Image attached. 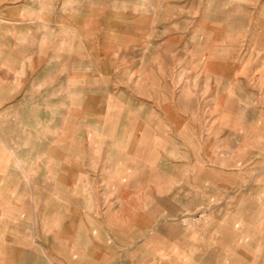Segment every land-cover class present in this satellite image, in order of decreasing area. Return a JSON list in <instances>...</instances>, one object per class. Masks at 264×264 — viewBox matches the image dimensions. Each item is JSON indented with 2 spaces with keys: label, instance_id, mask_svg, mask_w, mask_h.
I'll use <instances>...</instances> for the list:
<instances>
[{
  "label": "rangeland",
  "instance_id": "obj_1",
  "mask_svg": "<svg viewBox=\"0 0 264 264\" xmlns=\"http://www.w3.org/2000/svg\"><path fill=\"white\" fill-rule=\"evenodd\" d=\"M125 11L128 25L130 13L142 17L137 34H125L120 27L119 13ZM150 12L152 21L146 18ZM263 14L264 0H0V25L9 28L10 43V67L0 69V75L9 72L15 91L31 87L36 75L50 74L45 69L49 60L55 63L51 74L62 75L71 55L75 64L95 67L83 69L80 74L88 77L75 78L63 93L95 92L101 96L95 108L109 118L121 115L126 123L121 135L127 140H112L100 162L97 153L105 143L93 133L86 141L88 160L80 163L81 135L64 129V123H72L69 115L54 117L58 130L43 127L41 143L35 144L43 161L50 150L46 134L56 141L51 146L76 144L70 165L60 162V155L59 162L42 163L35 202L44 207L66 200L91 205L89 215L95 220H84L90 235L99 232L109 243L90 244L89 251L116 254L105 264H264V139L251 141L245 152L240 124H228L234 131L221 133L227 128L225 111L232 101L226 88L231 85L210 88L204 67L186 66L209 58L211 48L225 51L234 28H254ZM23 43L26 62L15 67ZM59 102L69 106V101ZM82 102L70 103L76 110ZM146 109L152 110L153 123L169 126L168 139L160 142L158 136L159 141L143 145V154H136L129 148L128 125L136 112L145 118ZM226 138L234 150L225 148ZM62 151L69 155V149ZM151 151L158 156L149 157ZM26 156L28 163L14 166L21 174L25 170V176L37 166L32 162L38 150L27 149ZM69 168L80 175L71 178ZM151 193L167 197L171 210L150 212L156 205ZM32 198L27 196V202ZM74 223L78 227L81 218ZM41 230L52 262L67 264L69 253L77 257L71 244L64 249V240L46 242L47 235L69 237V221Z\"/></svg>",
  "mask_w": 264,
  "mask_h": 264
},
{
  "label": "crops",
  "instance_id": "obj_2",
  "mask_svg": "<svg viewBox=\"0 0 264 264\" xmlns=\"http://www.w3.org/2000/svg\"><path fill=\"white\" fill-rule=\"evenodd\" d=\"M120 1L124 4L133 2V0ZM154 1L155 0H152L153 3ZM127 12L128 11L119 13V19L122 21L120 27L124 26L126 28L128 32H124L125 34H137L139 31L137 29V21L142 19V17L130 13L131 21L128 25L126 24ZM22 17H25V14H23ZM146 18H148L149 21L154 19L151 12ZM118 35L123 36V33H119ZM8 36L9 28L0 25V69H9L10 67V55L8 54L10 43ZM230 36L232 38L226 43L225 51L222 50L218 53L217 49L211 48L209 58L204 60L201 58L195 59L187 63L186 66L193 67L194 69L204 67V69H206L205 76L209 80L210 88L213 84L217 85L218 90L220 89L219 85H231L232 88H226L227 99L232 101L229 104L231 106H229V108L227 107L225 111L227 128H221L220 131L221 133H224V131L232 132L230 129L233 130V128H229L228 124L231 126L240 124L242 133L240 137H238L242 142V148H245L246 152V147L248 148L250 146L251 141L258 140L261 142V140L264 139V71L260 73L261 70H264V14L263 17L258 19L256 27L253 28L250 24L247 28H234ZM23 44L22 47L18 48L19 53L17 54V59L13 63L16 64L15 67L26 62V55L23 54L26 51V47L25 43ZM244 47L247 48L244 49ZM253 48H255L254 51ZM252 52L253 56L251 60L248 61L250 65L248 69H246L245 74L241 75L240 73L243 69L247 68L246 62L242 61L243 57ZM54 64L55 63L49 60V62L46 63L47 67L45 69H48L50 74L36 75L33 78V85L23 89V91H15L14 87L11 86L9 72L0 75V264H56L52 262V259L55 260V258L49 253L51 248L47 245L43 247L41 228L62 227L63 223L68 221L69 237L66 236L62 238V236L54 234L51 239L50 235H47L46 241L47 243L50 242L54 244L58 242L62 243L64 240L66 244L64 249L68 250L69 244L72 245L73 251H76L74 254L77 257L74 258L75 256L69 253V257L65 258L68 260L67 264H105L107 260L115 259L116 254L114 252H105V250L101 253L89 251L90 248L88 245L90 244L102 245L109 243V240L101 236L99 232L96 233L92 230L93 234L90 235L91 231L87 227L86 221L87 224H89L92 220H95L89 215L91 205L83 202L72 203L70 200H66V204H49L47 207H44L41 203L35 202V196L39 194L38 191L40 192V187L36 183L42 179V163L57 162L59 160V155L61 156L60 162L69 163L70 165L75 161V152L73 148L75 149L77 146L73 144V142L68 145L66 141L65 146H57V143L51 146L52 142L56 141L49 133L58 130L57 120L54 117H58L59 115L62 116L65 113L66 116H71V119H69L72 120V123H70L69 126L64 123V129L69 131V128H71L70 131H75L77 134L81 135V149L83 152L81 155L83 156H81L82 159L80 163H86L88 160V154L84 153L85 148H88L86 141L89 140L93 133H98V137L105 143L101 148V152L97 153V155H99L97 156L99 162L103 157L104 151H106V146H108L112 140L113 142H116L115 140L124 142L127 140L126 138H128L125 134L121 135L127 127L126 123L121 122L122 119L118 118L121 115L117 114L116 117L114 116L115 118H109V115L95 108L99 107L97 101L101 100V96L97 93L89 91L82 93L79 91L71 95H69V93H63L64 89H67V87L64 88V86L76 82L75 78L83 77L86 79L88 77L87 75L80 74L85 71L83 69H93L95 66L92 63H87V65L84 63L75 64L72 60V56L69 55V61H66V65L69 66V68H67L62 75L55 76L51 74L52 69L55 68ZM182 66L181 64L180 67ZM48 70H45V72ZM24 78H26V76H24ZM58 78L59 81H56ZM201 78L202 77H200L199 80H201ZM54 83L61 85V87L45 86ZM35 84H39V86L37 87ZM59 95L64 96L59 97ZM78 98L83 99L81 104L82 107L79 109L78 105V108L75 110L73 104L70 102ZM85 100H87V102H84ZM59 101H69V106L68 103ZM63 109L65 111H63ZM146 111L147 115L145 118L141 112H136V115L132 117L131 123L128 125V130L129 133L131 132L130 136L132 139L129 140L131 144L129 148H133L136 154H143V145H151L155 141H159L156 138L158 136L162 139L160 142H165L163 140L168 139V135L165 133L169 131V126L153 123V118H151L153 117L152 110L146 109ZM167 111H169V109H167ZM85 116H88V118ZM43 127L50 131L48 133L49 136L47 134L45 136V139L48 138L47 143L49 144L50 150L44 161L42 160L40 148H36L35 146V144L41 143L40 140L43 136ZM115 131H117L118 135H115L116 137L113 138L109 133ZM32 134L33 140H31ZM119 135H121V138ZM66 139H68V137ZM226 141L227 145L225 148L227 150H234V146L228 142V138H226ZM59 148H61V150H58ZM62 148L66 150L69 149V155L66 152L63 156ZM27 149H29L31 153L38 150L39 156L32 162V164L37 165L34 171L28 172L27 176H25V170H22V175L14 166L28 163L26 156ZM230 152L231 151H225L224 154L227 153L228 156ZM150 153L149 157H153L154 155L158 156L156 151H154V153L151 151ZM248 155L249 151H247V158L249 159ZM216 159L213 158V160ZM77 175L79 176L80 174L74 175L69 168V176L71 178ZM150 195L152 201H156V205L154 206L153 204V206H151L150 212L171 210L167 197L158 196L154 193ZM27 196H33L30 202H27ZM64 196L68 197L69 195L66 193ZM83 211H87L88 214L86 216L83 215V217L82 215L78 216L79 213ZM79 218H81L82 223L80 225L78 224L77 227V224L74 222L79 220ZM43 221L50 223L45 225L42 224ZM130 225L131 224H129V226ZM77 228H79L80 231H77ZM94 229H96V226ZM97 248H99V246Z\"/></svg>",
  "mask_w": 264,
  "mask_h": 264
},
{
  "label": "bare ground",
  "instance_id": "obj_3",
  "mask_svg": "<svg viewBox=\"0 0 264 264\" xmlns=\"http://www.w3.org/2000/svg\"><path fill=\"white\" fill-rule=\"evenodd\" d=\"M66 6V5H65ZM88 8V7H87ZM89 9V8H88ZM88 9H86V10H88ZM74 10V9H73ZM80 10V9H79ZM76 12H78V11H76ZM83 12V11H82ZM81 12V13H82ZM79 13V12H78ZM251 58H252V56H250L249 58H248V60H245L244 58H243V62H246V64H247V68H244L243 69V71L240 73L241 75H243V74H245V71H246V69H248V66L250 65V63L248 62L249 60H251ZM264 70H261L260 71V73H262ZM254 73H255V71H254ZM227 79V78H226ZM229 80V79H228ZM243 84H245V83H243ZM232 86H234V85H232ZM232 88V87H231ZM230 89V88H229ZM235 90V89H234ZM238 90V89H237ZM243 91V90H242ZM232 92V91H231ZM235 92V91H234ZM233 92V93H234ZM236 93V92H235ZM239 94V93H238ZM243 95V94H242ZM250 107V106H249ZM38 111V110H37ZM247 111V110H246ZM251 111V110H250ZM255 113V112H254ZM58 114V113H57ZM66 114V113H65ZM84 114H85V112H84ZM59 115V114H58ZM60 116V115H59ZM95 116V115H94ZM97 116V115H96ZM99 116V115H98ZM104 116V115H103ZM85 117H87L88 118V116H85ZM91 117V116H90ZM93 117V116H92ZM86 118V119H87ZM93 118H96V117H93ZM100 118H102V117H100ZM99 118V119H100ZM104 118V117H103ZM127 119V118H126ZM90 120H93V119H90ZM98 120V119H97ZM100 121V120H99ZM122 122V121H121ZM100 123V122H99ZM87 124V123H86ZM124 125H125V123H124ZM121 126V125H120ZM121 129V128H120ZM123 129H124V127H123ZM121 132V131H120ZM119 137L121 138V135H119ZM77 139V138H76ZM41 141V140H40ZM39 142V141H38ZM104 142V141H103ZM42 145H43V143H42ZM39 148H40V146H39ZM40 150V149H39ZM35 155H37V154H35ZM34 155V156H35ZM45 157V156H44ZM34 159V158H33ZM54 160V159H53ZM56 160V159H55ZM50 163V162H49ZM40 167V166H39ZM39 167H38V169H39ZM25 168V167H24ZM28 168H29V165H28ZM27 169V168H26ZM29 170V169H28ZM35 173V172H34ZM33 173V174H34ZM36 176V175H35ZM32 177V176H31ZM37 177V176H36ZM36 177H34V178H36ZM22 202V201H21ZM17 212H19V211H17ZM14 213V212H13ZM16 215V214H15ZM11 219V218H10ZM21 225V224H20ZM19 225V226H20ZM18 227V226H17ZM22 227V226H21ZM24 227V226H23ZM25 227H26V225H25ZM28 227V226H27ZM14 228V227H13ZM22 230V229H21ZM28 231V230H27ZM79 243V242H78ZM26 253V252H25ZM24 254V253H23ZM24 255H26V254H24ZM29 257V256H28ZM31 258V257H30ZM26 259V258H25ZM28 259V258H27ZM34 259V258H33ZM34 263V262H33Z\"/></svg>",
  "mask_w": 264,
  "mask_h": 264
}]
</instances>
